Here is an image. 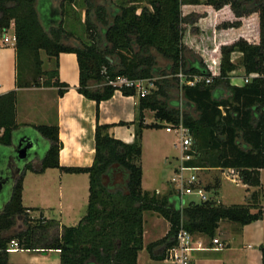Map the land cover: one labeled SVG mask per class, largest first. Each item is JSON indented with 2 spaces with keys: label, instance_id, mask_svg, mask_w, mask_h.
Returning <instances> with one entry per match:
<instances>
[{
  "label": "trees",
  "instance_id": "trees-1",
  "mask_svg": "<svg viewBox=\"0 0 264 264\" xmlns=\"http://www.w3.org/2000/svg\"><path fill=\"white\" fill-rule=\"evenodd\" d=\"M62 0L53 8L52 0H0V30L14 24L17 51L18 88L58 87L63 95L69 85L59 79L58 57L62 52L77 54L80 68L78 91L99 104L111 98L118 87L110 84L118 77L154 80L157 89L139 97L136 138L132 143L110 133L114 124L96 127V155L87 167L60 164L59 125H26L48 140L40 172L58 168L67 173H88L90 195L87 212L77 225L64 226L51 241L37 243L49 234L52 220L29 215L23 205V182L29 165L20 175L13 195L0 212V264L9 261V245L35 250L59 249L61 264H138L144 248V212L154 211L170 222L163 238L148 245L153 257L166 258L184 225L192 233L213 237L221 220L246 225L261 219L260 170L264 168V0H86L89 40L80 45L61 41L67 5ZM69 3V4H67ZM52 10L53 15L49 14ZM93 10V11H92ZM95 15L93 21L91 14ZM213 22L220 29L221 42L207 45L200 22ZM213 45V44H211ZM213 45V46H214ZM45 51L55 58L56 67L43 68ZM160 55L167 64H158ZM242 54L248 82L233 84L230 74L237 69L233 54ZM213 76L210 84H180L177 74ZM31 75V76H30ZM176 87L177 98L167 99ZM125 95H137L134 87H123ZM17 89L0 95V143L10 145L18 127ZM152 110L159 121H182L194 138L195 159L188 162L200 167L232 169L243 183L255 189L247 203L226 205L212 200L182 201L174 192L158 197L143 189L142 132L144 128H162L160 123H145V111ZM119 125L127 124L123 121ZM121 176L116 181L117 175ZM220 181L206 185L217 193ZM26 228L8 233L17 218ZM32 222H35L34 224ZM162 246V252L153 250ZM263 264H264V247Z\"/></svg>",
  "mask_w": 264,
  "mask_h": 264
},
{
  "label": "crops",
  "instance_id": "crops-1",
  "mask_svg": "<svg viewBox=\"0 0 264 264\" xmlns=\"http://www.w3.org/2000/svg\"><path fill=\"white\" fill-rule=\"evenodd\" d=\"M53 8L60 7L53 3ZM9 30L11 28L7 31ZM5 36L8 37L6 33L0 35V95L17 89V122L20 127L31 124L59 125V138L62 143L59 158L62 166L87 167L94 163L98 122L114 124L110 128V133L115 138L127 143L135 141L138 95H125L122 91L116 90L111 98L100 102L98 116L97 102L77 89L80 84V68L77 54L74 52H62L58 57L59 79L69 85L63 95H59V88L55 86L18 88L15 42L10 38L6 40ZM53 60L56 62L55 58ZM35 115H41L45 123L35 122ZM151 115L155 118L154 111H145V123L157 121L156 118L151 120ZM121 121L127 124L119 125ZM149 129L144 128L142 132V157L144 139ZM37 164L33 166L37 171L32 169L26 171L23 182V205L30 208L29 215L33 218L52 220L53 226L50 231L53 233L62 232L64 226L77 225L87 212L90 195L89 174L67 173L58 168H47L40 172L41 161ZM120 180L119 174L116 181ZM244 186L248 193L245 199H248L255 188L245 183ZM260 205L264 207L262 201ZM48 209H53V216L49 215ZM144 213L148 215L144 214V248L139 252L138 264H172L165 258L153 257L148 249L150 243L167 235L170 222L157 212ZM193 236L196 245L201 244L204 248L192 252V264H263L264 215L261 219L246 225L224 219L220 221L213 237L204 233H193ZM214 238L223 243L222 249H214L216 246ZM161 252L162 246H157L153 250L155 255ZM8 256L9 261L14 264H61L59 249L39 247L28 250L19 247L10 250Z\"/></svg>",
  "mask_w": 264,
  "mask_h": 264
},
{
  "label": "rangeland",
  "instance_id": "rangeland-1",
  "mask_svg": "<svg viewBox=\"0 0 264 264\" xmlns=\"http://www.w3.org/2000/svg\"><path fill=\"white\" fill-rule=\"evenodd\" d=\"M62 0H53L54 5L60 7V3ZM86 0H74L71 5H67L68 16L64 18V32H61V41L66 45L77 46L80 45L81 40H89L91 38V32L87 29L85 24L86 21ZM115 3L117 0H114ZM106 3L110 10V14L113 13L114 7L112 6L111 1L105 0H94V3ZM69 4V3H67ZM49 10V14L53 15L52 10ZM93 11V10H92ZM91 18L93 21H96L95 15L93 12L91 14ZM207 21L200 22V27L203 29V33L206 34V42L210 47H215L214 44L219 45L221 42L220 39V29L213 30V22L209 21L210 24L204 25ZM11 30L9 31H1L0 35L3 36L4 33L8 35L10 40H13L14 37V24H11ZM213 44V45H211ZM154 54L157 56L159 66L164 67L167 62L160 55H158L155 51ZM42 58L44 59L43 68L45 70H51L56 67L55 61L53 58H50L47 53L43 50L41 52ZM233 61L237 65V69L231 73L230 80L233 83L243 84L245 78L244 67L241 63L242 54L239 52H235L233 54ZM31 76V75H30ZM154 81V80H153ZM170 88V87H169ZM157 89V86L154 85V88L151 90ZM171 93L168 96V100L173 98H177L178 90L176 87L170 88ZM39 124H44L42 121L41 115H35L34 117ZM151 120H154V116H150ZM22 124V123H21ZM0 133L2 131L0 130ZM181 147L179 145V135L175 132H168L164 127L162 128H150L147 130L145 139H144V154L141 159V163L144 168V178H143V187L150 194H156L158 197H161L165 194H169L170 192H174L171 179L173 178L175 171L181 165ZM38 165V164H35ZM30 170V169H29ZM236 175L239 177L238 173L229 169L222 168H214L209 167L206 170L200 171L199 176L202 179L204 185H214L217 180L220 181V188L217 193L214 194L216 200L222 202L223 204L230 205L233 203H242L248 201L245 199L248 196L247 189L244 186L243 182H239L238 184L233 183L227 176ZM261 179V201L264 204V168L260 173ZM195 200L197 202L200 201L198 195L193 194L187 196V200ZM48 213L50 216H53V209H48ZM145 216L148 215L144 213ZM148 219V218H147ZM33 224L35 222H32ZM150 226V223H147ZM26 224L22 218H17L16 225L14 226L15 231L19 229H25ZM10 231L9 233H12ZM52 237H54L53 231H50L49 234H46L43 237H39L37 243L39 245H43L51 241Z\"/></svg>",
  "mask_w": 264,
  "mask_h": 264
},
{
  "label": "built area",
  "instance_id": "built-area-1",
  "mask_svg": "<svg viewBox=\"0 0 264 264\" xmlns=\"http://www.w3.org/2000/svg\"><path fill=\"white\" fill-rule=\"evenodd\" d=\"M5 39L9 40V37L5 36ZM13 40L16 42L15 35ZM177 76L180 78L181 86L184 84L195 86L198 83L210 84L213 81V76L186 75L182 71H180ZM248 81L249 77H245L244 82ZM110 84L118 87L117 90L119 91H121L123 87H134L139 97L149 94L155 85L153 79L150 78L130 79L128 77H118L115 80H111ZM156 123L163 125V127L168 132H175L179 135V145L181 147V165L176 169L171 182L174 193L178 195L182 201V206H185L190 202V200H187V196L193 194L198 195L200 199L199 202L208 200L219 202L214 197L215 193L206 189V185L203 184L202 179L199 176L200 171L206 170L208 168L188 164V162L195 159L194 138L190 130L184 125L182 121L175 124L167 121L157 120ZM227 178L235 184H238L241 181L236 175L227 176ZM213 242L216 244L214 249H222L224 247L223 243L218 238H214ZM18 248V242L12 241L9 245L8 251ZM199 248L204 247H202L201 244L196 245L193 233L185 228L183 224H181V227L176 235V243L167 250L165 259L170 261L172 264H192V252Z\"/></svg>",
  "mask_w": 264,
  "mask_h": 264
},
{
  "label": "flooded vegetation",
  "instance_id": "flooded-vegetation-1",
  "mask_svg": "<svg viewBox=\"0 0 264 264\" xmlns=\"http://www.w3.org/2000/svg\"><path fill=\"white\" fill-rule=\"evenodd\" d=\"M1 15L0 12V16ZM30 145L31 147L27 149L25 158H21V154L23 153L22 149ZM47 148L48 140L39 132L28 130L26 126H21L16 129L10 145L4 146L0 143V166L5 165L4 173H0V212L10 202L15 185L22 172L29 165L35 166L38 161L42 162ZM12 229H14V227ZM12 229L10 231H12ZM14 231L15 230L12 232Z\"/></svg>",
  "mask_w": 264,
  "mask_h": 264
},
{
  "label": "water",
  "instance_id": "water-1",
  "mask_svg": "<svg viewBox=\"0 0 264 264\" xmlns=\"http://www.w3.org/2000/svg\"><path fill=\"white\" fill-rule=\"evenodd\" d=\"M30 147H31V145H30L29 147H24V148L22 149V152H23V153L21 154V158H25V156H26V154H27V149L30 148ZM4 168H5V165H1V166H0V170H1L0 173H1V174L4 173ZM20 170H21V169H20Z\"/></svg>",
  "mask_w": 264,
  "mask_h": 264
}]
</instances>
